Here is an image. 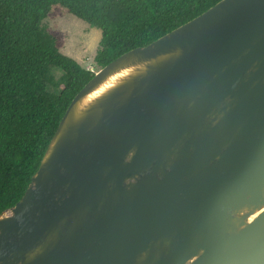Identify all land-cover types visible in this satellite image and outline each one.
Returning a JSON list of instances; mask_svg holds the SVG:
<instances>
[{
	"label": "water",
	"instance_id": "1",
	"mask_svg": "<svg viewBox=\"0 0 264 264\" xmlns=\"http://www.w3.org/2000/svg\"><path fill=\"white\" fill-rule=\"evenodd\" d=\"M0 264H264V0L94 72L0 214Z\"/></svg>",
	"mask_w": 264,
	"mask_h": 264
},
{
	"label": "trees",
	"instance_id": "2",
	"mask_svg": "<svg viewBox=\"0 0 264 264\" xmlns=\"http://www.w3.org/2000/svg\"><path fill=\"white\" fill-rule=\"evenodd\" d=\"M218 1L0 0V214L22 197L69 103L93 76L59 52L46 18L69 13L98 29L99 69Z\"/></svg>",
	"mask_w": 264,
	"mask_h": 264
},
{
	"label": "rangeland",
	"instance_id": "3",
	"mask_svg": "<svg viewBox=\"0 0 264 264\" xmlns=\"http://www.w3.org/2000/svg\"><path fill=\"white\" fill-rule=\"evenodd\" d=\"M42 25L56 37L61 54L75 60L92 73L98 70L93 61L100 42L98 29L90 27L69 13H63L56 18H46ZM52 74L57 79L61 72L53 69ZM49 90L52 91L50 87Z\"/></svg>",
	"mask_w": 264,
	"mask_h": 264
}]
</instances>
